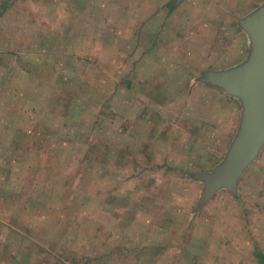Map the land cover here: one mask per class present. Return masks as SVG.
Here are the masks:
<instances>
[{
  "label": "rangeland",
  "instance_id": "rangeland-1",
  "mask_svg": "<svg viewBox=\"0 0 264 264\" xmlns=\"http://www.w3.org/2000/svg\"><path fill=\"white\" fill-rule=\"evenodd\" d=\"M254 14L0 0V264H264V145L200 205L253 106L221 79L256 67Z\"/></svg>",
  "mask_w": 264,
  "mask_h": 264
},
{
  "label": "water",
  "instance_id": "water-1",
  "mask_svg": "<svg viewBox=\"0 0 264 264\" xmlns=\"http://www.w3.org/2000/svg\"><path fill=\"white\" fill-rule=\"evenodd\" d=\"M251 18L245 25L250 27L254 31V35L258 36L260 40L256 67L254 66L253 70L248 72L238 71L223 75L221 81L224 86L231 90L242 91L250 95L253 98V106L245 129L244 125L241 128L242 135L239 136L238 146L229 156L232 157L221 164L220 169L215 172L216 174L202 178L207 189L200 205L207 201L209 195L220 185L226 184L232 193H236L235 180L247 164L256 158L259 149L264 145V14H254Z\"/></svg>",
  "mask_w": 264,
  "mask_h": 264
},
{
  "label": "trees",
  "instance_id": "trees-1",
  "mask_svg": "<svg viewBox=\"0 0 264 264\" xmlns=\"http://www.w3.org/2000/svg\"><path fill=\"white\" fill-rule=\"evenodd\" d=\"M253 255H254L255 258L258 259V261H260V262L264 261V256L262 254H260V252H257V250H255L253 252Z\"/></svg>",
  "mask_w": 264,
  "mask_h": 264
},
{
  "label": "crops",
  "instance_id": "crops-1",
  "mask_svg": "<svg viewBox=\"0 0 264 264\" xmlns=\"http://www.w3.org/2000/svg\"><path fill=\"white\" fill-rule=\"evenodd\" d=\"M259 251V250H258ZM257 261H258V259H257Z\"/></svg>",
  "mask_w": 264,
  "mask_h": 264
}]
</instances>
